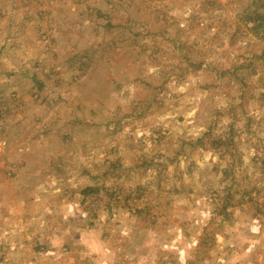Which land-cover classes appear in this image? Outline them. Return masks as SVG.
Segmentation results:
<instances>
[{
    "label": "rangeland",
    "instance_id": "1",
    "mask_svg": "<svg viewBox=\"0 0 264 264\" xmlns=\"http://www.w3.org/2000/svg\"><path fill=\"white\" fill-rule=\"evenodd\" d=\"M246 5L0 0V264H264V29ZM233 164L260 206L234 193L213 216ZM115 183L128 206L81 193Z\"/></svg>",
    "mask_w": 264,
    "mask_h": 264
},
{
    "label": "trees",
    "instance_id": "2",
    "mask_svg": "<svg viewBox=\"0 0 264 264\" xmlns=\"http://www.w3.org/2000/svg\"><path fill=\"white\" fill-rule=\"evenodd\" d=\"M81 2V0H79ZM247 1V5L251 7V11L248 13V23L253 24L252 30L256 31L257 28H261L264 29V0H246ZM93 9H86V12L89 14V11H91V15H96L97 18H106V14L102 11L101 8L99 7H92ZM107 28H118V26H116L115 24H113L112 22L108 21V23L105 25ZM235 67H233L234 69ZM236 80L241 83V85L243 84L245 77L244 76H239L237 75ZM231 134V133H230ZM229 136L227 138H225V140L229 139ZM206 138V135H203L201 137V139H198L196 141H202ZM208 139V138H207ZM214 140V139H213ZM215 141L214 144H216V146H222V145H229L230 142L229 141ZM230 156H232V153L230 154ZM237 157V165L239 166L240 163V158L241 155H235ZM252 159L256 160V164L258 165L259 168L264 169V154L263 155H259L257 153V155H255L254 157H252ZM230 170L228 171V168H225L222 170V175L224 179H229L230 182L228 184H226L227 186L224 188L225 190V195L222 196V194L220 193V189H216L217 187H214V185L212 186V190H209V194H208V199L209 200H216L217 202H213L211 203L212 205L215 204V208H211V210L213 212H215V214H213V216H218L220 215L222 218L228 217L231 215V211L230 209L236 207L234 203H232V198L234 193L236 195H239V198L241 199V202H246L249 203L250 205H254L256 204L258 207L260 206L258 204L259 202V195L258 192H254V190L257 189V184L253 183L250 181L249 177H245L243 176L240 179L236 178V169L234 168V164L232 166H230ZM118 170L116 169V166L112 165L111 167H109V169H107V171L105 172V175H109V174H115V171ZM239 171V170H238ZM263 172V171H262ZM235 184H239L241 185V189H239V187ZM116 187H105V184H97L93 187H89L87 186L86 188L82 189L81 193L83 195V197H89L92 195H97V197H95L98 201H106V208L105 210L110 211L112 208H114V206H112V204H110L109 202L112 200H118V199H122V200H126L124 205H120L122 207H124L128 202L127 200L131 197V194H127L126 192L122 191V189L120 187L117 186V184L115 183ZM140 185V184H137ZM232 187H233V192H232ZM138 189V188H137ZM254 192V194H253ZM99 194V195H98ZM140 201L139 200H134L133 205H135L137 208L139 207H143L144 209V215L146 213H148L149 211L147 210L146 204L140 205ZM238 204H240V202H238ZM128 206V205H126ZM257 211H259V209L257 208ZM90 218L95 219L96 217L94 215H89ZM180 218V217H179ZM90 228L94 227V225L92 223L89 224ZM88 226V227H89ZM149 242V241H148Z\"/></svg>",
    "mask_w": 264,
    "mask_h": 264
}]
</instances>
